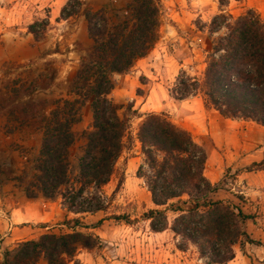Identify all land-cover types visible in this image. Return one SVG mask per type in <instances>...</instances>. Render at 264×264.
<instances>
[{
  "label": "trees",
  "instance_id": "obj_1",
  "mask_svg": "<svg viewBox=\"0 0 264 264\" xmlns=\"http://www.w3.org/2000/svg\"><path fill=\"white\" fill-rule=\"evenodd\" d=\"M81 10L93 45L70 83L69 95L75 99L57 101L48 116L38 118L37 106L21 107L18 116L24 123L31 119L42 132L40 154L32 165L34 174L29 181L18 180L24 184L26 198L60 197L62 206L76 215L106 211L124 185L122 173L112 196L107 198L103 193L117 172L119 159L135 143L128 119L120 116L121 107L109 96L115 89L114 75L129 74L136 60L154 48L163 14L161 0H132L123 7L109 3L97 10L83 8L82 0H69L61 18ZM49 24V20L34 22L29 32L41 39ZM222 30L224 34L212 38L203 77L181 72L172 97L186 100L199 95L205 108L226 119L264 126V21L254 9L239 16L220 10L212 19L210 36ZM88 101L93 121L84 134L85 146L74 169L70 161L71 149L77 142L73 127L81 120L79 109ZM138 118L143 119L135 139L144 162L136 176L143 181L154 206L143 215L151 231L162 233L170 227L175 236L196 246L211 264L232 261L237 244L243 251L246 243L259 245L245 228L252 216L229 203L211 199L220 187L205 176L207 153L192 133L164 114L148 113ZM244 171H264V161ZM170 212L175 214L171 223ZM114 219L130 222L125 215ZM101 224L102 220L96 225ZM65 225L70 232L44 234L39 239L17 243L4 254L1 264H39L41 260L46 264H69L79 251L96 246L98 237L80 219L66 221Z\"/></svg>",
  "mask_w": 264,
  "mask_h": 264
},
{
  "label": "crops",
  "instance_id": "obj_2",
  "mask_svg": "<svg viewBox=\"0 0 264 264\" xmlns=\"http://www.w3.org/2000/svg\"><path fill=\"white\" fill-rule=\"evenodd\" d=\"M131 0H83L84 8L92 10L100 9L103 5L112 3L117 7H123ZM163 2V0H161ZM235 5H242L236 11H246L248 9L259 10L258 0H233ZM68 0L59 1L50 6V16L48 17V30L41 39H36L29 32V26L38 19L29 20L22 13L17 12V6H7L0 8V105L3 99L12 95L14 92L18 95L17 102L41 103L36 115L39 117L48 116L54 109L56 102L62 99L74 100V95H69L70 83L79 70L82 57L92 47L93 41L88 31L87 20L81 11L67 19L61 18V11ZM60 3V4H59ZM167 2L164 5H168ZM173 6H179L181 11L189 17H199L207 21L210 17L218 14V0H170ZM232 5V3H230ZM169 7V6H168ZM184 7L186 10L184 11ZM235 12V11H234ZM230 10L231 14H235ZM181 20V17H178ZM198 35L207 43L206 33L198 30ZM181 41V40H180ZM210 42L207 43L209 48ZM180 53V50H178ZM181 51V55H183ZM178 56V55H177ZM159 50L154 49L144 58L137 59L134 66V72L131 75H114L116 79L115 89L110 94V98L117 104L126 99L131 101L135 98V90L143 85L141 77L146 78L149 88L152 87V93L159 89L160 83L154 80L166 78L168 68L161 69V62L158 61ZM185 57V56H183ZM179 59H182L179 58ZM184 64H178V70L184 67ZM178 71L174 73L177 75ZM163 74V75H162ZM152 79H154L152 81ZM22 89L28 90L27 94ZM152 96V95H151ZM185 101V100H183ZM182 101V102H183ZM180 103V101H178ZM148 105H142L145 108ZM84 121L80 126L81 130L86 127L91 128L93 114L91 102L88 101L82 108ZM16 112L6 113L0 110V159L7 160L10 166L13 164H29L39 157L42 145V132L31 123L23 122ZM184 128L192 132L198 142L204 147L207 153V163L205 172L209 171L207 177L213 185L224 182L223 173H218L217 168H221L223 158L221 152L224 148L236 150L235 142L226 139L227 137L240 136L246 158L244 161L251 165L264 161V126L254 122L243 120L226 119L216 111H205L196 108L189 116L185 118ZM89 128V129H90ZM241 129V130H240ZM233 143V142H232ZM4 150H7L4 152ZM26 150V152H22ZM82 154V153H81ZM248 159V162L247 160ZM239 178L246 179L245 182L235 181L234 189L229 191L218 190L211 194L214 201L229 203L235 208L241 210L243 214L250 215L253 219L245 223L246 231L249 236L260 241L261 245L254 246L246 243L245 251L235 250V258L227 264H264V171L246 172ZM241 183H243L241 185ZM47 199L38 197L37 199H28L22 201V207L19 205L12 213L10 225L19 226L24 223L33 222L34 216L24 215V211L40 208L41 203L49 208L50 213L35 220L55 221L59 226H63L66 221L80 219L88 221L95 218L98 213L76 215L68 212L62 203L55 204L46 202ZM27 208H26V207ZM0 220V229H3L7 223ZM8 227V224H7ZM15 227L12 236L15 237ZM90 232L95 229H89ZM160 234V233H158ZM16 239V238H13ZM30 239H38V236H31Z\"/></svg>",
  "mask_w": 264,
  "mask_h": 264
},
{
  "label": "rangeland",
  "instance_id": "obj_3",
  "mask_svg": "<svg viewBox=\"0 0 264 264\" xmlns=\"http://www.w3.org/2000/svg\"><path fill=\"white\" fill-rule=\"evenodd\" d=\"M58 1L62 3V0H0V8L14 5L17 6V12L19 13H22L21 10L26 8L24 9V15L27 16V19H38L39 22H41L43 20H48L51 11L50 6ZM223 1L224 4L227 5L222 6L220 0H218V14L220 10H224L225 12H230L231 10L233 12L235 11L233 16H239L247 11H236L238 8L240 9L242 5H235L233 0ZM167 2H169L168 5H164ZM161 3L163 14L159 29V39L152 50H159L158 61L161 62V69L169 67V70L164 74L166 78L157 76L159 80L152 79V81L154 80L160 83V87L156 92L152 93V87L149 88L146 78L141 77L140 82L146 86H139L136 88L133 101L128 98L118 104L121 107L119 111L120 116L127 118L129 121V132L133 136L135 143L132 150L126 151L119 159L116 167L117 172L110 183L104 187V195L107 196V198L112 196L122 173L125 176V182L121 191L111 199L106 211L99 212L93 219L82 221L89 229H95L92 233L98 237V240L95 242L96 246L94 248L79 251L77 256L70 260L69 264H211L208 257H202L200 255L196 246L186 243L180 236H175L170 227L160 234L153 233L150 229L149 221L143 218V215L147 211L153 209L154 206L151 203L150 194L144 186L143 181L136 176L138 167L144 162L140 144L137 143L135 139L138 126L143 119L138 117L148 113L164 114L174 124L184 128L183 125L186 122V116H189L196 108L199 107V109L207 112L215 111L205 108L203 99L199 95L192 96L183 101L174 99L171 91L181 72H185L186 75L198 79L203 77L207 56L212 47V38H217V36L225 33V31L222 30L215 34L214 37L210 36L211 22L215 16L204 21L200 16L189 17L183 13L178 15V11H181V8H178L179 6H173L170 0H163ZM230 3H232V5ZM257 4L260 8L255 11L264 21V0H258ZM89 9H93V7ZM185 10L186 7H184V11ZM178 17H181V20H178ZM198 30L207 34V43L210 42L209 48L206 46L207 43L203 41L202 35L196 34ZM178 50H180V53ZM181 51L184 52L183 55H181ZM181 57L182 59H179ZM178 64H184L185 66L178 70ZM176 71H178L176 73L177 75L174 76ZM133 72L134 68L129 74L123 75H131ZM114 80L116 86L117 81L116 79ZM22 92L27 94L28 90L22 89ZM12 93V95H8V97L3 99L0 110L10 114L11 112L19 114L21 107L31 109H34L35 106L42 107L41 103L36 102H29L23 105V103L17 102L18 95L14 92ZM178 101H180V103ZM147 102L148 105L143 108L142 105ZM84 106L79 109L81 120L73 127L77 135V142L70 152V161L74 169H77L78 160L85 146L84 134L88 132L90 128L89 126L86 127V130L80 129L82 121H84V114H82V108ZM129 107L132 108V110H128ZM29 123L32 124L31 119ZM194 138L196 139V137ZM233 138L235 141H231V144L235 142L236 150L233 149V147L231 150L224 148L221 152L223 162L221 168H217V171L218 173H223V179L225 181L218 184L220 187L219 190L229 191L231 188L234 189L235 181H246V179H242V177L239 178L238 176L246 173L244 170L250 165L244 161L246 156L241 147L243 145L241 137H227L226 139L233 140ZM196 141L198 142L197 139ZM6 151L7 150H4V152ZM22 152L25 153L26 150H22ZM246 160L248 162V159ZM8 163L7 160L0 159V220L8 224V227L6 224L3 229H0V264L6 252L13 250L19 242L32 240L30 239L31 236H38L39 239L44 234L70 232V229L65 223L60 227L59 223L55 221L35 220L38 215L42 217L50 213L49 208H46L45 205L41 203L40 208L29 209L28 211L25 209L24 215L29 217L31 214L35 219H33V222L30 221L19 226L14 225L16 233H14L15 237L12 236L14 227L12 229V227L9 226L12 213L18 205L22 207V201L26 200L23 190L24 184L18 180L23 179L25 182L29 181L34 171L32 166L33 163L31 165L13 164V166H10ZM204 173L205 176H209V171ZM242 184L243 183H241V185ZM46 202L60 205L62 200L58 197L55 200H47ZM173 202L178 204L177 200ZM122 215L128 216L130 222L114 219V216ZM174 217L175 214L170 212V223L173 221ZM100 220H102V224L97 226L96 224ZM3 222L1 223L4 224ZM253 245L258 246L256 244ZM260 245L261 242L259 246ZM235 250H242L239 244L234 247V252ZM244 253H246L245 249ZM39 264H46V262L41 260Z\"/></svg>",
  "mask_w": 264,
  "mask_h": 264
}]
</instances>
